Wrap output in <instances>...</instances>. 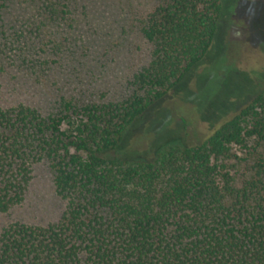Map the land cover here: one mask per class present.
Returning a JSON list of instances; mask_svg holds the SVG:
<instances>
[{
  "label": "trees",
  "instance_id": "16d2710c",
  "mask_svg": "<svg viewBox=\"0 0 264 264\" xmlns=\"http://www.w3.org/2000/svg\"><path fill=\"white\" fill-rule=\"evenodd\" d=\"M9 2L0 0V15ZM66 7L40 9L57 19ZM220 11L221 0L153 7L140 23L151 58L125 99H62L47 116L0 107V213L24 200L42 160L66 202L55 223L3 228L0 264H264V94L199 144L169 145L147 161L118 152L130 125L206 54ZM251 141L261 151L238 181L227 161Z\"/></svg>",
  "mask_w": 264,
  "mask_h": 264
},
{
  "label": "rangeland",
  "instance_id": "374dc122",
  "mask_svg": "<svg viewBox=\"0 0 264 264\" xmlns=\"http://www.w3.org/2000/svg\"><path fill=\"white\" fill-rule=\"evenodd\" d=\"M64 3L57 19L42 11ZM161 0H10L0 15V107L19 104L42 115L62 99L79 104L128 97L132 76L147 66L151 44L141 21ZM264 94V0H221L217 28L203 58L174 90L151 104L119 145L122 159L147 161L169 145L190 146L209 138ZM63 127H66L64 125ZM233 147L227 161L242 180L261 151ZM24 200L0 213V234L13 222L46 226L66 206L47 161L32 165Z\"/></svg>",
  "mask_w": 264,
  "mask_h": 264
}]
</instances>
